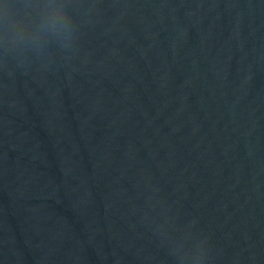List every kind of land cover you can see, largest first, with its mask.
Wrapping results in <instances>:
<instances>
[{
  "label": "water",
  "instance_id": "water-1",
  "mask_svg": "<svg viewBox=\"0 0 264 264\" xmlns=\"http://www.w3.org/2000/svg\"><path fill=\"white\" fill-rule=\"evenodd\" d=\"M64 8L0 0V264H264V0Z\"/></svg>",
  "mask_w": 264,
  "mask_h": 264
},
{
  "label": "clouds",
  "instance_id": "clouds-1",
  "mask_svg": "<svg viewBox=\"0 0 264 264\" xmlns=\"http://www.w3.org/2000/svg\"><path fill=\"white\" fill-rule=\"evenodd\" d=\"M36 2L43 5L44 11L43 19L36 28L33 43L39 40L40 33L48 31H54L58 34L62 33L66 37L70 35V22L64 8V0H36ZM12 42L19 44L26 43L23 31H17Z\"/></svg>",
  "mask_w": 264,
  "mask_h": 264
}]
</instances>
